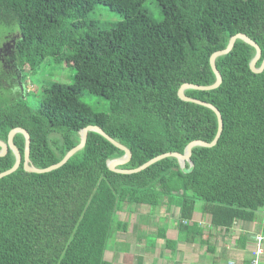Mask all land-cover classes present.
I'll return each instance as SVG.
<instances>
[{"label":"trees","instance_id":"obj_1","mask_svg":"<svg viewBox=\"0 0 264 264\" xmlns=\"http://www.w3.org/2000/svg\"><path fill=\"white\" fill-rule=\"evenodd\" d=\"M146 1L0 0V27L20 35L21 65L36 71L52 59L76 71L73 84L44 89L36 108L25 103V92L3 101L0 140L7 142L13 129L26 130L29 159L38 169L62 161L89 126L131 151L121 170L183 154L194 141L211 143L218 131L215 112L183 101L178 92L184 84L213 85L210 58L237 34L260 47L261 67L264 0H156L162 22L144 10ZM96 5L120 13L123 21L102 29L87 19ZM255 56L253 46L237 40L216 60L218 88L185 91L214 105L223 120L214 147L192 150L190 173L172 157L135 174L111 171L107 162L126 153L96 132L63 167L29 173L25 137L18 133L21 165L0 179V264H110L104 260L109 240L126 226L116 218L122 206L155 207L180 192L183 220L192 218L200 201L214 226L251 219L264 208V70H251ZM84 93L108 101L109 112L86 104ZM15 162L9 149L0 157V173Z\"/></svg>","mask_w":264,"mask_h":264},{"label":"crops","instance_id":"obj_2","mask_svg":"<svg viewBox=\"0 0 264 264\" xmlns=\"http://www.w3.org/2000/svg\"><path fill=\"white\" fill-rule=\"evenodd\" d=\"M181 201L180 192L155 207L122 206L116 218L126 226L112 234L104 260L110 264H252L256 237L264 235V208L227 228L214 226L199 202L192 218L183 220Z\"/></svg>","mask_w":264,"mask_h":264},{"label":"water","instance_id":"obj_3","mask_svg":"<svg viewBox=\"0 0 264 264\" xmlns=\"http://www.w3.org/2000/svg\"><path fill=\"white\" fill-rule=\"evenodd\" d=\"M237 40H243L244 42L253 46L256 49V56L254 57V59L250 63V67L254 73L262 72L264 70V61H263L260 68H256V63L261 58L260 47L254 41H252L248 36H246L244 34H237L230 39L229 44L226 47V49L214 53L210 58L211 68L216 75V81L213 85H211V86H199V85H195V84H184L178 92L179 98L182 99L183 101L191 102V103H194L197 105L204 106V107L209 108L215 112V114L217 116V120H218V131H217L215 139L211 143H206L203 141H194L186 147L185 152L183 154L166 153V154L160 155L156 158H153L152 160L148 161L147 163L143 164L141 167H139L137 169L121 170V169H118L117 166L124 165V164L129 162V160L131 159V155H132L131 151L128 148H126L125 146H123L122 144H120L119 142L115 141L109 135H107L100 127L89 126L80 132L81 141H80L79 145H77L75 148H73L62 159V161H60L58 164L52 165L48 168L38 169L34 165L31 164L30 159H29L31 139H30L28 132L26 130H24L23 128H16V129H13L9 133L7 142H3L0 140V157L5 156L7 154V152L9 151V149H11L13 151V153L15 154V157H16V162H15L14 166L10 170L5 171L3 173H0V179L16 172L21 165L22 157H21V154H20L18 148L14 144V138L18 133L23 134L25 137L24 169H25V171H27L29 173L45 174V173H49V172H52L54 170H57V169L63 167L75 154H77L79 151H81L85 147V145L87 143L88 135L90 132H96V133L102 135L108 141H110L113 145H115L116 147L125 151L126 154L122 158L110 160L107 162V166H108L109 170H111V171H114V172L120 173V174H135V173H139V172L149 168L150 166L154 165L155 163H157L161 160L172 157V158H176L178 160L182 170L185 173H190L194 169V165L191 162L192 150L196 147H203V148L214 147L218 143V140L222 134L223 120H222L221 113L219 112V110L214 105L207 103V102H204V101H201L199 99L187 97L185 95V91L189 90V89L200 90V91H209V90H214V89L218 88L222 83V76L216 67V60H217V58H219L221 56L229 54L232 51V49L234 48ZM186 163H189L188 168L186 167Z\"/></svg>","mask_w":264,"mask_h":264},{"label":"rangeland","instance_id":"obj_4","mask_svg":"<svg viewBox=\"0 0 264 264\" xmlns=\"http://www.w3.org/2000/svg\"><path fill=\"white\" fill-rule=\"evenodd\" d=\"M143 8L156 22L163 21L161 8L159 7L156 0H147L143 5ZM87 19L97 20L100 22L102 29L110 30L116 23L123 21L124 17L120 13L113 11L106 6L96 5L94 10L88 14ZM12 32L10 28L0 27V44L3 42L5 36L17 34V31ZM67 64L68 63L64 65H58L54 63L52 59H47L40 68H38L36 71H33L28 76V79L25 82L28 88V92L25 93V103L29 105L28 107L36 108L39 104L43 90L48 88L51 84H73L76 71L70 68ZM4 79L8 80L9 78L4 75L3 64L0 60V105L3 103V101L11 100V98L17 100L12 94H10V92L1 82V80ZM82 100L86 104L94 107L99 112H109V102L103 98L84 93ZM199 203L200 205H203V202L200 201ZM132 206L134 205H131V207ZM111 244L112 243H110V247Z\"/></svg>","mask_w":264,"mask_h":264},{"label":"flooded vegetation","instance_id":"obj_5","mask_svg":"<svg viewBox=\"0 0 264 264\" xmlns=\"http://www.w3.org/2000/svg\"><path fill=\"white\" fill-rule=\"evenodd\" d=\"M19 40L20 35L18 33L12 36L7 35L0 44V60L3 64L4 75L9 78L8 80H1V82L15 98H18L23 92H28L25 82L33 72L27 65H21L18 61L17 44Z\"/></svg>","mask_w":264,"mask_h":264},{"label":"built area","instance_id":"obj_6","mask_svg":"<svg viewBox=\"0 0 264 264\" xmlns=\"http://www.w3.org/2000/svg\"><path fill=\"white\" fill-rule=\"evenodd\" d=\"M264 235H260L256 237V248L253 251V260L252 264H260L261 263V257L264 254ZM228 264H236L234 262H229Z\"/></svg>","mask_w":264,"mask_h":264}]
</instances>
